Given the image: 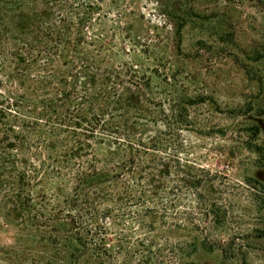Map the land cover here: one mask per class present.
I'll return each mask as SVG.
<instances>
[{"label":"trees","instance_id":"obj_1","mask_svg":"<svg viewBox=\"0 0 264 264\" xmlns=\"http://www.w3.org/2000/svg\"><path fill=\"white\" fill-rule=\"evenodd\" d=\"M99 8L0 0V221L17 230L18 258L42 249L47 264H111L102 243L114 193L152 203L158 153L173 143L156 137L158 122L188 123L190 102L163 115L138 66L124 62L138 44L123 10L115 22L127 27L107 29Z\"/></svg>","mask_w":264,"mask_h":264},{"label":"rangeland","instance_id":"obj_2","mask_svg":"<svg viewBox=\"0 0 264 264\" xmlns=\"http://www.w3.org/2000/svg\"><path fill=\"white\" fill-rule=\"evenodd\" d=\"M92 1L107 12V29L127 27L115 22L123 10L138 44L123 60L138 66L158 111L192 104L187 125L161 117L155 129L173 143L158 153L154 201L138 207L114 193L107 261L264 264V0ZM150 217L154 229L141 231ZM16 237L0 221V264H47L42 249L18 258Z\"/></svg>","mask_w":264,"mask_h":264},{"label":"flooded vegetation","instance_id":"obj_3","mask_svg":"<svg viewBox=\"0 0 264 264\" xmlns=\"http://www.w3.org/2000/svg\"><path fill=\"white\" fill-rule=\"evenodd\" d=\"M264 155V154H263ZM263 163H264V161H263ZM264 169V168H263ZM260 175H264V171L263 172H259V173H257V176L258 177H260ZM259 237V236H258Z\"/></svg>","mask_w":264,"mask_h":264}]
</instances>
